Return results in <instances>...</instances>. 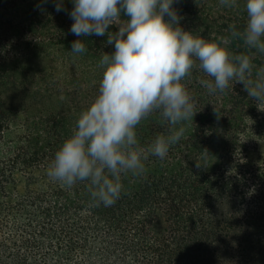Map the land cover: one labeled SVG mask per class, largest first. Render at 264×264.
I'll list each match as a JSON object with an SVG mask.
<instances>
[{
	"label": "trees",
	"instance_id": "trees-1",
	"mask_svg": "<svg viewBox=\"0 0 264 264\" xmlns=\"http://www.w3.org/2000/svg\"><path fill=\"white\" fill-rule=\"evenodd\" d=\"M62 7L0 0V264H264V105L241 83L210 95L200 83L210 77L194 66L182 81L196 113L184 135L163 160L146 152L142 175L122 174L111 207L94 206L86 181L68 189L48 177L98 94L100 58L114 51L107 35L72 34L74 5ZM173 8L185 31L264 66V54L226 40L230 24L246 23L244 0ZM76 40L85 53H70ZM170 130L151 114L136 128L139 146Z\"/></svg>",
	"mask_w": 264,
	"mask_h": 264
},
{
	"label": "clouds",
	"instance_id": "clouds-1",
	"mask_svg": "<svg viewBox=\"0 0 264 264\" xmlns=\"http://www.w3.org/2000/svg\"><path fill=\"white\" fill-rule=\"evenodd\" d=\"M177 2L71 0L74 7L68 14L74 23L70 32L77 37L107 35L114 51L100 58L103 75L98 94L55 152L47 175L68 189L77 182H88L96 207H111L120 199L122 174L139 176L146 171V152L163 160L182 138L183 123L196 114L182 83L194 66L210 77L200 81L208 94L223 93L235 81L244 85L248 97L264 105V66L257 68L249 54H233L217 42L185 31L179 26L182 17L173 8ZM53 3L56 12L63 10L62 0ZM219 3L237 7V0ZM244 6L245 25L238 29L230 24L226 40L242 42L248 52L264 54V0H244ZM121 12L128 17L126 21ZM110 26H117L118 31L109 32ZM86 51L82 40L71 45V54ZM254 69L255 79H251ZM153 113L170 126V134L158 135L144 149L136 128Z\"/></svg>",
	"mask_w": 264,
	"mask_h": 264
},
{
	"label": "rangeland",
	"instance_id": "rangeland-1",
	"mask_svg": "<svg viewBox=\"0 0 264 264\" xmlns=\"http://www.w3.org/2000/svg\"><path fill=\"white\" fill-rule=\"evenodd\" d=\"M95 77H97V75H96ZM99 78H101V76H100V75H99ZM79 82H81V80H80Z\"/></svg>",
	"mask_w": 264,
	"mask_h": 264
}]
</instances>
